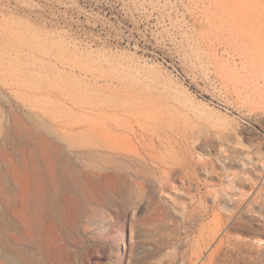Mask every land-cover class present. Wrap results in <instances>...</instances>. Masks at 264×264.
I'll return each mask as SVG.
<instances>
[{"label": "rangeland", "instance_id": "374dc122", "mask_svg": "<svg viewBox=\"0 0 264 264\" xmlns=\"http://www.w3.org/2000/svg\"><path fill=\"white\" fill-rule=\"evenodd\" d=\"M250 5L0 0V264H264V0ZM134 131L176 163L170 182L72 143ZM68 152L142 191L102 200L77 247L46 216L35 244L37 174Z\"/></svg>", "mask_w": 264, "mask_h": 264}, {"label": "bare ground", "instance_id": "6f19581e", "mask_svg": "<svg viewBox=\"0 0 264 264\" xmlns=\"http://www.w3.org/2000/svg\"><path fill=\"white\" fill-rule=\"evenodd\" d=\"M212 1L220 5L221 12L224 11L229 14L233 11H239L243 16L253 8V6L250 5L251 0H240V2H235L234 9L233 4L231 5V0ZM117 127L120 126L117 125ZM133 135L134 138L131 141L115 136L111 139L85 140L72 143L77 150L85 153H93L100 158L130 159L136 163L148 165L151 167V170L160 171L161 175H164L163 177L170 182L178 169L176 163L163 162L155 157L153 153H151L154 144L148 142L142 133L138 134V131H134ZM37 176L35 183L43 184L44 199L42 200L44 201L45 207L39 212L40 209H37L38 206L35 205L34 211L32 212L30 236L35 244L39 236L38 223L46 216L47 219L52 222L54 229L56 228L61 234L58 233L61 236L59 238H62L65 242V247H77V245L82 242V233L88 232L87 230L89 226L92 225V222L98 221L97 218L99 217L100 209L105 205L102 200L106 199L109 201L111 198L122 202L128 200L136 201V199H138L137 195L142 191L140 190L139 192L134 186V183L130 181L125 174L117 170H112L108 167L104 169L98 168L96 170L80 169L71 157L70 152L64 153L63 157L47 159L43 173H39ZM221 216L223 217V214H221ZM232 217L233 214H231L230 218ZM226 225L227 222L224 226L226 227ZM234 227L235 226H231L230 229H236ZM257 243L259 247L263 244L261 240H258ZM36 247L34 248L35 250L37 249ZM34 251H31L32 257L35 256L33 253ZM98 252L99 255L96 253L98 257L105 254L104 247L100 246ZM21 255L22 254H20V256ZM244 257L243 259L241 258L243 261L246 260V257ZM249 258L250 257H248V259ZM32 259L35 260L36 258L34 259L33 257ZM210 264H213V260H211Z\"/></svg>", "mask_w": 264, "mask_h": 264}]
</instances>
